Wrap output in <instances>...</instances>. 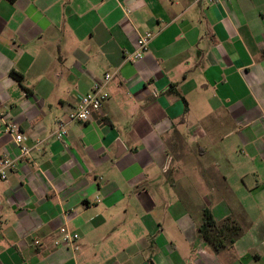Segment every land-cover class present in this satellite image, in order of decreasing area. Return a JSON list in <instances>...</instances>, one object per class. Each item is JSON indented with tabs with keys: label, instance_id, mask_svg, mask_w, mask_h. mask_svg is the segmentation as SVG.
<instances>
[{
	"label": "crops",
	"instance_id": "0c3cea01",
	"mask_svg": "<svg viewBox=\"0 0 264 264\" xmlns=\"http://www.w3.org/2000/svg\"><path fill=\"white\" fill-rule=\"evenodd\" d=\"M106 73L92 121L67 122ZM2 117L31 152L0 179V264H264V0H0L17 159ZM204 209L241 229L232 246L200 238ZM63 226L78 250L54 248Z\"/></svg>",
	"mask_w": 264,
	"mask_h": 264
},
{
	"label": "built area",
	"instance_id": "2783aa9c",
	"mask_svg": "<svg viewBox=\"0 0 264 264\" xmlns=\"http://www.w3.org/2000/svg\"><path fill=\"white\" fill-rule=\"evenodd\" d=\"M212 4L224 2L226 0H209ZM124 13L129 14L130 10L124 8ZM153 38L151 32H145L141 34L136 41L135 51L127 58L128 61L134 63L141 60L146 52L148 46ZM112 80V75L106 73L103 76L102 81L96 82L92 85L91 90L81 96L77 101L74 108L66 116V121L69 123L85 124L92 121L93 114L96 113L103 104L109 99L107 92V84ZM2 124L4 127V133L12 137L14 145L17 147L19 157L17 159H11L7 155H3L0 160V179L5 180L8 173L12 170H16L20 159L26 158L30 155L31 148L25 144L24 136L20 132L19 127L12 121L6 120L2 117ZM66 136V122L60 121L58 131L55 133L57 140H63ZM79 235L67 227L63 226L57 230V237L53 241V246L56 249L67 248L73 251L78 250L77 241ZM35 246L40 244L39 240L33 242Z\"/></svg>",
	"mask_w": 264,
	"mask_h": 264
},
{
	"label": "trees",
	"instance_id": "16d2710c",
	"mask_svg": "<svg viewBox=\"0 0 264 264\" xmlns=\"http://www.w3.org/2000/svg\"><path fill=\"white\" fill-rule=\"evenodd\" d=\"M10 76L21 85L22 76L16 72H11ZM184 101V100H183ZM184 107L187 109L186 102ZM198 234L213 251L228 248L232 246L241 235V229L230 219L224 220L222 223H217L209 210L202 211V222L198 226Z\"/></svg>",
	"mask_w": 264,
	"mask_h": 264
}]
</instances>
